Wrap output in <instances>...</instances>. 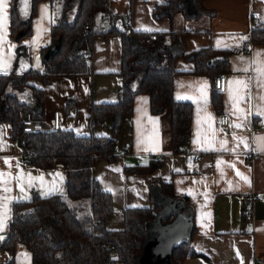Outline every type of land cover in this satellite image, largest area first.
I'll return each instance as SVG.
<instances>
[{"label":"crops","instance_id":"0c3cea01","mask_svg":"<svg viewBox=\"0 0 264 264\" xmlns=\"http://www.w3.org/2000/svg\"><path fill=\"white\" fill-rule=\"evenodd\" d=\"M31 1L27 0L25 9L21 0H18L17 9L20 17H28ZM164 2L165 0H110V8L115 15H121L124 21L131 20L128 30L141 29L139 31L143 32L173 30L184 33L183 39L172 44L170 49L177 55L174 63L178 72L174 82L175 99L190 102L193 106L191 139L185 154L183 152L174 155L170 110L167 109L157 115L152 114L148 96L143 93L135 96L134 112L123 118L121 134L117 138V144L122 148L121 153L112 162L104 158L99 159L94 167V174L101 189L105 191L106 188L112 189L108 192L112 194L116 208L108 217L106 225L110 230L122 229L126 208L133 205L148 207L161 203L160 189L156 182L159 180L172 182L175 193L187 199L193 212L191 248L209 258L206 260L202 257L187 256L182 264H264V199L255 203L239 199L240 194L248 192H255L258 196L264 197V151L257 150V138L264 137V129L253 130L257 120L264 121V115H257V112L264 109V100L260 99L264 96V87L258 83L260 77L256 70L258 67L256 53L264 54V44L252 42L251 52L248 54L232 52L233 48L242 46L250 39L251 15H256L264 25V0H200L198 5L195 0H183V11L176 12L172 18L155 17L157 5ZM45 5L48 6L51 16L48 0L37 2L31 34L21 42L31 49V54H26V58L35 69L41 65L40 49L50 41L51 23L47 19L43 23H38L42 18L41 9ZM12 7L13 0H9L6 27L8 43L4 45L5 55L8 54L10 45H15V48L11 50L13 58L8 73L15 69L20 44L11 35ZM107 23L104 20L103 25ZM145 28L152 30L145 31L143 30ZM242 36H246L247 39L241 40ZM206 47L230 51L229 69L225 73H219L225 75L227 80L226 91L220 93L222 101L220 112L216 111L211 101L212 78L195 73V63L184 56ZM121 48V38L117 35L97 37L92 52L93 74L54 77L48 83L42 79L46 84L44 86L37 78H28L27 83L39 88L44 87L45 100L42 109L45 122L49 123L53 112L59 110L62 113L63 130H72L77 135H111L112 117L107 118L105 126L91 130L89 108L92 102L117 101L118 92L123 86V78L120 75ZM37 57L39 67H36ZM259 59L264 60V55ZM245 68L247 71L243 70ZM234 80L247 81L250 88V93L247 90L240 93L244 99L239 107L248 113L247 119L243 121L245 126L242 128L231 126L242 122L237 119L240 115L238 112L229 114L234 111L230 92L234 97L237 95L238 86L230 83ZM208 114L215 118L211 125V129L216 132L214 138L206 119ZM220 115L228 116L227 126L220 124ZM234 136L246 138L248 148L239 144ZM197 140L199 144L194 143ZM221 140H227L226 147L229 151L220 150ZM209 144L216 150H201L207 148ZM0 148H2L0 172L17 177L22 170L25 175L30 173L34 178L43 176L45 181L43 186L36 181L35 186L31 188L25 183V191L22 193L17 181L12 179L9 182L10 193L0 190V197L12 198L8 203L10 213L7 226L0 232L2 234L9 231L14 202L31 200L34 193L47 197L54 194L64 195L67 190L64 168L59 164L50 169L33 165L28 167L21 149L13 140L11 126L1 122ZM154 148L157 150H151ZM195 155H200L198 161L194 160ZM151 158L161 159L162 165L159 169L151 173H126V165H145ZM5 159L11 161V167L5 163ZM218 161L224 163L218 166ZM230 164H235V168L229 167ZM175 169L181 171L177 172ZM237 169L248 178L250 185L237 175ZM56 173L63 177L62 181L55 176ZM53 183L58 185L60 191L48 194L49 186ZM2 187L3 185H0V189ZM189 190H192V195L188 194ZM202 193H207V198ZM3 242L4 238L0 239V264H5L11 258V254L1 248ZM16 264H31V255L22 244H17Z\"/></svg>","mask_w":264,"mask_h":264},{"label":"trees","instance_id":"16d2710c","mask_svg":"<svg viewBox=\"0 0 264 264\" xmlns=\"http://www.w3.org/2000/svg\"><path fill=\"white\" fill-rule=\"evenodd\" d=\"M39 1L32 0L28 17L22 18L17 9L18 0H13L11 35L20 44L14 71L0 75V122L11 126L13 140L27 163L42 169L57 164L64 168L67 192L47 197L34 193L31 200L13 203L9 231L1 244V248L11 254L5 264H16L17 244H22L30 253L31 264H149L146 251L148 245L154 243L150 230L153 223L177 224L185 232L170 246V264H182L187 256L209 260L191 248L193 212L187 199L175 193L172 182H156L165 198L160 204L126 208L123 228L110 230L106 221L114 212L113 196L101 189L94 174L99 159L112 162L116 158L114 147L121 134L123 118L133 114L135 96L140 93L148 96L152 114L170 110L172 153L185 154L184 147L192 134L193 106L175 99L177 55L170 49L183 39L184 33L128 30L123 17L111 11L110 0H48L55 20L50 26V41L39 52L41 65L35 69L26 58L27 47L21 42L31 34L32 18ZM195 3L200 4V0ZM178 11H183V0H165L157 5L154 14L157 18H172ZM103 20L107 25H103ZM153 34L156 40L149 44ZM110 35L121 38L123 86L117 101L90 104L89 126L91 130L103 127L107 118L112 117L111 135H77L63 129L50 133L24 132L22 117L46 123L43 111L32 110L36 102L43 107L45 91L26 80L41 77L48 83L54 77L93 74L94 40ZM251 41L264 44L262 23L253 30ZM57 44L58 49L49 56L48 52ZM229 55L228 50L212 47L184 54L195 63V73L212 78L211 101L217 112L221 111L222 101L220 92L214 88V79L217 74L228 71ZM21 62L27 67L22 69ZM25 90L33 94V102L22 100L18 95ZM161 165V159L151 158L145 165H126L125 171L151 173ZM171 208L173 212L165 218Z\"/></svg>","mask_w":264,"mask_h":264},{"label":"snow or ice","instance_id":"6c2138e0","mask_svg":"<svg viewBox=\"0 0 264 264\" xmlns=\"http://www.w3.org/2000/svg\"><path fill=\"white\" fill-rule=\"evenodd\" d=\"M21 3L24 4L25 9L27 8V0H21ZM8 5H9V0H0V72H3L5 75L8 74V70L11 67V60L13 58V54H12V49L15 48V45H10L9 46V52L7 55H5L4 52V45L7 42L6 40V36H7V32H6V27H7V19H8ZM42 11V18L41 21H39L38 23H43V21L45 19H47L49 21V23H54V16H49V9L48 6L45 5L42 7L41 9ZM25 15H27V12L25 11ZM138 31L141 29H137ZM145 31H151L152 29L150 28H145L143 29ZM39 29H38V34H39ZM241 40H246L247 37L246 36H242L240 37ZM218 43H220L218 41ZM29 46L31 47L32 45L29 44ZM261 55H264L262 53H256V63L258 64L257 67V73L260 77V79L258 80V83L260 84L261 87H264V60H260L259 57ZM243 60V58H241ZM21 67L26 68L27 64L24 62H21ZM36 67H39V57H37V63H36ZM239 70V69H238ZM244 71H247V68L243 69ZM231 84H235L238 86V88L236 89L237 91V95L234 97L232 95V93L230 92V100L232 101V108H233V112L229 113V114H235L236 112H238L240 115L237 116V119L241 120V123H235L233 125H231L232 127L235 128H242L245 126V124L243 123L244 120L247 119V115L248 113H245L243 109H241L239 107L240 102L244 99L243 95H241L240 93H243L245 90H247L250 93V88H249V82L244 81V80H234L230 82ZM250 98V97H249ZM261 100H264V96L260 97ZM257 115H264V109H262L261 111L257 112ZM207 122L209 124V128L211 129V125L214 122L215 118L211 116V114H208V116L206 117ZM220 123H223V121H220ZM212 130V135L213 138L215 137V130ZM220 131H223V129H220ZM234 139H238L239 144H243L245 148H248V143L246 138H237V137H233ZM257 150L259 151H264V137H258L257 138ZM194 143L199 144V140L194 141ZM221 145V149L220 150H224V151H229V149H227L226 145H227V140H221L220 142ZM239 146V145H237ZM0 150H2V148H0ZM148 150V149H145ZM151 150H157V149H151ZM201 150L203 151H209V150H216L213 148V146L211 144H209V146L207 148H202ZM231 151H235V149H231ZM5 163L9 165V167H11V161L8 159H5ZM224 163L223 161H218V166L219 164ZM229 167L235 168V164H230ZM175 171L179 172L181 171L180 169H175ZM237 175L241 177V179H243L246 183H248L250 185V181L248 180V178L246 176H244L242 173L239 172V170L237 169ZM223 174V173H222ZM7 175V179H5V176ZM56 177H59V179L62 181L63 177L59 174L56 173L55 174ZM15 179L18 183V185L20 186V191L23 193L25 191L24 189V184L27 183L28 187L31 188L33 186H35V182L38 181L40 186H43L45 181H44V177L40 176L38 178H34L31 176L30 173H28L27 175H25L23 173V171L21 170V173L19 176L17 177H12L11 174H5L3 172H0V185H3L2 190L5 193H10L11 192V188L9 186V182ZM201 183H203V181H201ZM107 191H112L111 188H106ZM60 191L58 185H56L55 183H53V185L49 186V193L51 194L52 192H57ZM189 195H192V190H189L188 192ZM202 195H204L207 198V193H202ZM21 198H26V197H21ZM12 198L8 197V196H4V197H0V232H3L4 229L7 226V219L9 218V213H10V208L8 207V203L10 202ZM133 207H136V205H133ZM203 218V217H202ZM0 239H3L2 236H0Z\"/></svg>","mask_w":264,"mask_h":264},{"label":"built area","instance_id":"2783aa9c","mask_svg":"<svg viewBox=\"0 0 264 264\" xmlns=\"http://www.w3.org/2000/svg\"><path fill=\"white\" fill-rule=\"evenodd\" d=\"M260 19L256 15H251V30L250 35H252L253 30L258 29L260 26ZM125 26L127 28H130L131 26V20L126 19L125 20ZM156 40V35H151V39L149 41V44L154 43ZM251 36L250 39L245 41L242 46L235 47L232 49L233 53L241 54V53H250L251 52ZM26 53L29 55L31 54V49L27 47ZM45 66L43 65L42 69H44ZM0 75H5L3 72H0ZM214 88L220 93H224L227 88V80L226 76L223 74H219L214 79ZM220 121H223V123H220L222 126L228 125V116L227 115H220ZM22 127L24 132H43V133H50L53 131L60 130L62 128L61 121H62V113L59 110H55L53 112L52 118L49 123H43L41 121L33 120L32 118H25L22 117ZM264 129V121L263 120H257L256 125L253 126V130H263ZM188 144L185 145V150L187 149ZM122 148L120 145L116 144L114 147V154L119 155L121 153ZM200 159V155H195L194 160L198 161ZM28 167H31V164H27ZM239 199L248 203H255L256 201H261L264 199L263 196H258L255 192H248L244 194L239 195ZM3 238L7 237V233L0 234Z\"/></svg>","mask_w":264,"mask_h":264},{"label":"rangeland","instance_id":"374dc122","mask_svg":"<svg viewBox=\"0 0 264 264\" xmlns=\"http://www.w3.org/2000/svg\"><path fill=\"white\" fill-rule=\"evenodd\" d=\"M103 22L104 20L102 21V23ZM37 80L40 81L41 85L43 86L46 85L44 84V82H42L41 77H37ZM18 95L21 97L22 100L27 99L29 102H33L34 100L33 94L29 92L28 90L22 91ZM115 211H116V208L114 206V212ZM150 230L152 232L153 241H160L162 244H164L165 246H169V247L173 245L175 242H178L182 238L183 234H185V232H183L184 230L178 228L177 224L175 225L168 224L166 226H163L158 223H153L150 225ZM163 251L166 252L167 248L163 247Z\"/></svg>","mask_w":264,"mask_h":264},{"label":"water","instance_id":"95a60500","mask_svg":"<svg viewBox=\"0 0 264 264\" xmlns=\"http://www.w3.org/2000/svg\"><path fill=\"white\" fill-rule=\"evenodd\" d=\"M58 47L59 45L57 44L56 47L52 51L48 52V55L51 56V54H53L58 49ZM32 110L34 112H39V113H42L43 111L42 106L39 105L37 102L32 106ZM159 198L161 201L165 199L161 193H160ZM173 206H175V204ZM172 212H173V209L171 208L168 211V213L165 215V218H169ZM158 214H160V212H158ZM163 247L167 248L166 252L163 251ZM146 252H147L146 254L148 255V259H149V264H170L169 259H170V254L172 250L169 246H165L160 241H154V243L149 244Z\"/></svg>","mask_w":264,"mask_h":264}]
</instances>
